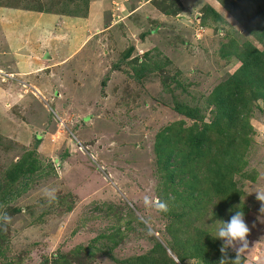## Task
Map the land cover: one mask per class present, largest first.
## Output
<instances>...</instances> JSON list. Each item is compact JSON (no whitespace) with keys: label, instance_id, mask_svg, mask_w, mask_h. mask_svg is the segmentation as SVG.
I'll return each instance as SVG.
<instances>
[{"label":"rangeland","instance_id":"obj_1","mask_svg":"<svg viewBox=\"0 0 264 264\" xmlns=\"http://www.w3.org/2000/svg\"><path fill=\"white\" fill-rule=\"evenodd\" d=\"M112 1L18 0L17 10L89 14L84 27L94 29L74 54L61 47L69 54L63 61L49 63L42 57L46 50L32 48L35 64L18 77H6L20 57L8 51L6 30L0 31V188L6 189L5 171L19 160L35 163L39 172L13 196L10 205L20 212L2 229L7 238L0 264H54V257L79 245L90 251L88 264L137 263L157 243L175 260L170 246L184 237L167 212L157 210L162 181L168 179L156 156V137L196 123L174 111L177 103L201 108L209 122L208 95L241 65L234 49L250 42L264 51L248 30L255 23L264 26V0H166L173 3L171 16L156 7L162 0H145L142 12L130 14L136 0H128L111 16ZM0 10L1 25L10 23L5 13L16 20L7 11L16 10L11 0H0ZM117 16L127 19L117 22ZM18 43L19 51H30L32 43L28 51L21 36ZM129 48L133 52L124 60ZM248 123L241 173L248 179L236 178L242 196L235 205L250 228L241 264H264V213L255 193L264 189L263 100L254 101ZM173 159L170 169L180 161ZM45 188L55 189V200L45 196ZM165 203L176 215L181 211ZM204 210L179 221L185 234L206 231ZM226 213L217 228L234 215ZM63 259L55 264H76L74 257Z\"/></svg>","mask_w":264,"mask_h":264},{"label":"trees","instance_id":"obj_2","mask_svg":"<svg viewBox=\"0 0 264 264\" xmlns=\"http://www.w3.org/2000/svg\"><path fill=\"white\" fill-rule=\"evenodd\" d=\"M11 1L12 7L18 9V0ZM155 3L158 10L165 15L171 16L174 12L173 3L168 4L166 0L155 1ZM44 13L60 15L50 11H44ZM63 15L84 18L87 16L86 13ZM212 16L214 20H217L218 16L215 12ZM120 29H122L121 26ZM248 30H251L260 43H264V26L255 23L249 26ZM240 50L234 49L237 53L236 58L241 62L240 67L233 74L228 75L225 81L214 87L207 97V103L212 107L209 122L205 121L201 108L177 103L174 111L196 123L189 128H183L180 125L175 132L159 134L156 137V156L164 168L165 178L168 179L165 182L162 181L159 199L170 205L181 207L177 215L172 210L167 211L170 220L175 221L171 224L175 232L184 237L182 240H173L170 246V252L181 264H187L186 260H196L197 264H218L221 257L219 250L221 240L217 242L212 238V235L217 232L216 222L223 213H226L225 211H227L226 214L229 211L233 214L242 211L235 205L239 203V197L242 196L236 178L240 176L248 179L247 175L241 174L242 157L248 147L247 136L251 131L248 120L253 103L257 100L264 101V51H259L250 42L244 43ZM132 52L133 48H129L123 56L124 60L129 59ZM232 129L234 131L230 132ZM39 143L40 139L36 137L35 149ZM172 156L173 160L180 157V161L178 165L170 169ZM37 170L35 163L19 160L10 171H5L7 180L4 187L8 190L11 188V191L7 192L6 189L2 191L0 188V213L6 211L9 216H12L20 212L19 208L10 205L13 196L18 193V190L25 189L29 182L39 177ZM175 174L179 176L177 182L174 180ZM180 186L182 190H178ZM186 209L189 211L187 212ZM202 209H205L202 220L206 231L199 228L193 236L185 234L178 225L179 221L183 220L189 212L191 214L193 211ZM6 227L0 223V251L7 238V233L2 230ZM89 255L90 251L85 249V246L79 245L65 257L60 255L54 257L53 261L55 264L60 262V257L64 259L74 257L76 264H88L86 257ZM235 255L236 253H229V258L234 259ZM175 260L168 255L164 247L157 243L152 253L137 260V263L122 264H176ZM241 263L242 258H240Z\"/></svg>","mask_w":264,"mask_h":264},{"label":"crops","instance_id":"obj_3","mask_svg":"<svg viewBox=\"0 0 264 264\" xmlns=\"http://www.w3.org/2000/svg\"><path fill=\"white\" fill-rule=\"evenodd\" d=\"M126 1L128 0L112 1V3H115L116 7L112 10L111 13H113V15L111 16L118 15L123 10L124 3ZM135 3L136 5L134 7H128L129 14L132 11L142 12L144 7L147 6V2L145 0H136ZM7 11L16 17V20H12L11 17L9 18L10 15L5 13L4 17H8L7 19L10 20V23L0 24L2 27L0 28V31L6 30L5 43L8 47V51H14L16 56L20 58L19 60L15 58L16 61L13 63L15 66L11 67L9 70L10 72H8L9 74H6V77H11V75L18 77L21 71L29 70L35 64L33 59L35 56L31 52L32 48V50L37 47L39 50H46L47 52L42 55V57L46 59L48 55L47 61L49 63H56L57 60L63 61L67 59V56L69 57V54L76 52V50L83 45L84 42L82 41L86 38L88 33L94 30H90V28L85 29L84 27V25L88 23L89 14V16L87 15V17L84 18L57 14L35 13L32 11H24L22 9ZM115 11H118L119 13H115ZM125 19H122V16H117V22H122ZM11 21H14V23L12 24ZM31 28L34 29V32L29 31ZM20 36L23 38V50L28 51V43H32L29 45L30 51L28 53L19 51L21 46V44L18 43ZM33 40L36 42H33ZM63 46H66L67 50L71 52L69 54H65V52L61 49ZM31 55L34 57H30ZM58 64L60 65V62H58L57 65Z\"/></svg>","mask_w":264,"mask_h":264},{"label":"clouds","instance_id":"obj_4","mask_svg":"<svg viewBox=\"0 0 264 264\" xmlns=\"http://www.w3.org/2000/svg\"><path fill=\"white\" fill-rule=\"evenodd\" d=\"M44 194L49 200H55V189H43ZM256 199L261 202L260 212L264 213V189L255 191ZM150 202L146 198L145 204L148 205ZM158 211L167 212L168 206L165 202L158 204ZM11 216L8 213H0V222L7 225L11 222ZM250 232V228L245 222L243 211H237L230 217L227 222H220L217 228L216 238L223 241L220 247L221 257L218 264H240L241 254L248 249V240L246 237ZM229 249L236 253L234 259L229 258Z\"/></svg>","mask_w":264,"mask_h":264},{"label":"water","instance_id":"obj_5","mask_svg":"<svg viewBox=\"0 0 264 264\" xmlns=\"http://www.w3.org/2000/svg\"><path fill=\"white\" fill-rule=\"evenodd\" d=\"M47 58H48V55H47ZM56 95H57V94H56ZM64 157H66V156H64ZM64 159H65V158H63V162L65 161Z\"/></svg>","mask_w":264,"mask_h":264}]
</instances>
